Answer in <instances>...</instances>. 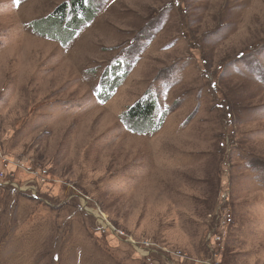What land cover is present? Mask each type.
Instances as JSON below:
<instances>
[{"label":"rangeland","instance_id":"obj_1","mask_svg":"<svg viewBox=\"0 0 264 264\" xmlns=\"http://www.w3.org/2000/svg\"><path fill=\"white\" fill-rule=\"evenodd\" d=\"M85 2L0 0V264H264V0Z\"/></svg>","mask_w":264,"mask_h":264},{"label":"trees","instance_id":"obj_2","mask_svg":"<svg viewBox=\"0 0 264 264\" xmlns=\"http://www.w3.org/2000/svg\"><path fill=\"white\" fill-rule=\"evenodd\" d=\"M72 4H67L63 8L59 9L55 16H52L49 21L52 26H44L39 28L41 33L48 34L61 41V43H68L72 40L75 33L80 29V26L86 24L93 16L91 8H88L91 3L85 2V0H71ZM48 27V28H47ZM119 83L120 78L114 77ZM155 109L153 106H140L127 115L128 119L134 124L137 123L142 129L153 128V113ZM134 131H138L133 128ZM144 132V131H139Z\"/></svg>","mask_w":264,"mask_h":264},{"label":"snow or ice","instance_id":"obj_3","mask_svg":"<svg viewBox=\"0 0 264 264\" xmlns=\"http://www.w3.org/2000/svg\"><path fill=\"white\" fill-rule=\"evenodd\" d=\"M15 3H16L17 5H19L20 0H15Z\"/></svg>","mask_w":264,"mask_h":264},{"label":"built area","instance_id":"obj_4","mask_svg":"<svg viewBox=\"0 0 264 264\" xmlns=\"http://www.w3.org/2000/svg\"><path fill=\"white\" fill-rule=\"evenodd\" d=\"M166 261H169L166 257H165Z\"/></svg>","mask_w":264,"mask_h":264}]
</instances>
